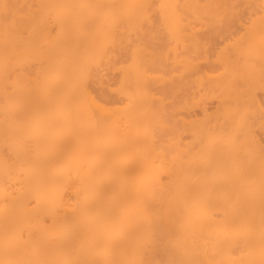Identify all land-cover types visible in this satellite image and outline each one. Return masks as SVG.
<instances>
[{"label": "bare ground", "instance_id": "6f19581e", "mask_svg": "<svg viewBox=\"0 0 264 264\" xmlns=\"http://www.w3.org/2000/svg\"><path fill=\"white\" fill-rule=\"evenodd\" d=\"M0 264H264V0H0Z\"/></svg>", "mask_w": 264, "mask_h": 264}]
</instances>
